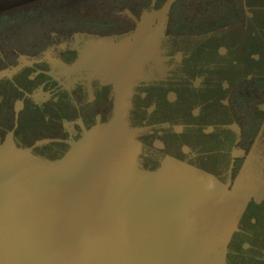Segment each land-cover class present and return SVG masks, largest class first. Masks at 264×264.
<instances>
[{
  "label": "flooded vegetation",
  "instance_id": "flooded-vegetation-1",
  "mask_svg": "<svg viewBox=\"0 0 264 264\" xmlns=\"http://www.w3.org/2000/svg\"><path fill=\"white\" fill-rule=\"evenodd\" d=\"M152 9H157L154 0L142 9L136 19V26L128 31L111 34L73 31L64 37H57L53 33L52 41L36 54L15 49L14 62L0 68V72L5 71L0 75V81L9 80L22 92L14 102L15 116L23 108L27 97L37 105L50 100L68 102V116L60 120L66 133L62 140L69 146L66 153L87 131L95 130L105 123L103 121L109 115H113L115 85L120 80L124 114L130 133L136 140V147L138 145L136 161L140 169L152 173L155 179H164L171 174H163L160 170L170 169L172 165L182 167L184 164L187 166L182 170L185 175L196 174L202 180L206 175H211L223 190L247 192V203L252 200L264 201V59H260L258 51L249 48L245 51L258 63L238 59L234 47L226 42L204 47L197 53L198 49L193 44L196 38H172L165 36L164 29L163 34H160L163 18L152 22L150 34L156 36L155 39L150 38L148 47L116 43L132 36L141 21V15ZM100 39L102 42H97ZM133 48L140 49L142 54L126 62L125 51ZM25 68H29L28 77L34 81L30 89L16 82V76ZM208 72L213 77L210 82ZM258 81H261L262 88L255 93V112L260 120L250 142L243 144L240 141L242 125L237 116L223 122L193 121L205 110L200 100L206 87H214V83L218 82L220 102L228 105L234 98L247 95L239 86L241 82L253 86ZM159 86L166 88L164 97L175 108L158 107L157 97L163 96L157 90ZM186 96L194 100L190 106H177L181 98ZM234 110L237 112L236 105ZM162 112H168L169 115L163 118L160 116ZM220 128L229 131L232 140L230 142L222 138L223 142L216 145L225 158L213 161V171H208L209 159L205 155L211 150L206 149L203 135L216 133L217 138H221ZM8 135L12 136L15 144L13 129L7 130L4 141ZM48 140L36 139L25 147L32 150L34 146ZM216 146L213 151H218ZM142 152L150 168L140 166ZM154 164L158 166L151 168ZM251 185H255L256 189H252ZM227 204L218 205L223 207ZM218 209L220 211L222 208ZM209 221L215 225L216 219L214 223L213 220Z\"/></svg>",
  "mask_w": 264,
  "mask_h": 264
},
{
  "label": "trees",
  "instance_id": "trees-1",
  "mask_svg": "<svg viewBox=\"0 0 264 264\" xmlns=\"http://www.w3.org/2000/svg\"><path fill=\"white\" fill-rule=\"evenodd\" d=\"M152 1L0 0V68L14 62L15 49L36 54L52 41L53 33L57 37H64L73 31L111 34L131 30L136 26V19L142 9ZM164 1L154 0V6L158 8ZM162 18L165 36L196 38L193 44L198 49L197 53L204 47L226 42L234 47L238 59L258 63L248 56L245 51L248 48L258 51L260 59H264V0H174ZM29 71V68H25L16 76L18 85L25 89H30L34 82L28 77ZM207 77L208 82L212 81L211 72H208ZM240 85L247 95L234 98L228 105L220 102L218 82L214 83V87H206L200 100L205 110L193 121L223 122L237 116L242 125L240 141L245 144L254 136L260 120L255 112V93L261 91L262 84L258 81L253 86L245 82ZM165 89L163 86L157 88L163 94L157 97L158 107L175 108L165 99ZM0 94V141L5 140L7 130L13 129L15 145L18 147L29 146L36 139L45 138L49 140L34 146L32 153L51 159L64 155L69 146L62 140L66 133L60 120L68 116V102L50 100L37 105L27 97L23 108L15 116L14 102L22 92L11 81L1 80ZM192 99L191 96L181 98L177 106L183 104V108L189 107L194 101ZM234 105L237 106V112ZM213 110H216L215 114ZM168 115V112L160 114L163 118ZM188 115L191 117L189 112ZM110 116L103 122H107ZM220 134L221 138H217L216 133L202 134L206 149L211 150L205 155L209 159L208 171H213V161L225 158L216 145L223 142L222 138L230 142L232 140L229 131L220 128ZM214 145L218 151H213ZM139 164L143 168H150L143 152ZM157 166L154 164L151 168ZM219 172H222L221 168ZM225 264H264V201H249L240 214L237 228L226 243Z\"/></svg>",
  "mask_w": 264,
  "mask_h": 264
},
{
  "label": "water",
  "instance_id": "water-1",
  "mask_svg": "<svg viewBox=\"0 0 264 264\" xmlns=\"http://www.w3.org/2000/svg\"><path fill=\"white\" fill-rule=\"evenodd\" d=\"M173 1L174 0H165L160 7L150 11V16L158 17L159 15H163ZM147 12L148 11L141 15V21L136 28V32L142 33L145 27ZM163 29L164 27L162 25V31L160 34H163ZM157 40L159 41V39ZM135 43H133L131 47L142 46V43ZM141 54L142 51L140 52V49L138 48L127 50L125 51V61L127 62L128 59H133V56L135 59ZM115 86L116 99L114 112L107 122L111 121L115 116L116 118L115 120L113 119L114 123L111 128H109L108 131H103V133H105V144L97 143V145H100V147H97V151L98 149L101 151V147H103L105 151L103 150L104 155L102 154V161H99V165L102 164V166L93 171L95 173L101 168V175L103 176L102 181L104 182L107 180L109 184L108 186L103 183L102 191L105 192V189L110 191L106 192L103 196L101 204L96 206L90 196H88L89 191L86 189V181L81 177V188L83 189L84 187V191L79 189V191L75 193L74 198L77 202L75 201L74 204H79L76 207L62 208L61 204L55 203V208L58 212L56 215L46 220L34 219L33 217L23 220L19 218V215L17 218L8 219L7 217V219H0V264H154V262H156L155 264H209L207 263V258H205L207 253L204 252L206 253L204 255V253L201 252L202 247L196 251L191 249L193 243L191 242V237L188 239V236L194 232L193 229H191V233L188 234L184 225H182L183 231L174 239V242L172 243L173 247L168 248L170 243L169 240H165L166 243H162L158 246L154 244L153 236L151 234L150 220L147 219L148 223L145 222L144 225L140 223L138 219L139 215L136 219L131 220L133 214L141 213V210H138V207L136 206L138 202L143 204L144 201H147L148 205L146 206L148 207H151L152 205H156L157 207L159 205L161 207L159 211H163L166 210V208L168 209V206L170 208L171 203L177 199L173 197L174 194H170L171 190L168 191L169 187L173 185L171 177L155 179V176L152 173L143 171L138 167L136 161L138 145L136 147V140L131 135L130 127L128 126V122L125 118L120 80ZM105 123L100 124L99 127ZM99 127L97 126L95 130L87 131L77 141L79 142L82 139H86V142L88 143L86 145L87 147L85 146L83 149L79 150V155L88 153L89 150L93 153L92 150H96L95 144L93 148L89 149L90 139L91 133L94 132V134H96L98 131L97 128ZM122 143L123 148L121 149L120 145ZM72 147L59 159L52 160L41 156L38 157L45 159V161H49L45 163V168L55 166L65 170L67 169L68 171H73L75 164L78 160H80V156H75L74 152L76 150L74 151ZM106 147L107 150L105 149ZM113 147L115 148V151L112 152ZM130 149L133 153L132 163L134 165L133 167L135 172H137L136 174L133 172L134 170L131 165L127 168L128 166L126 167L118 159V157L121 156L124 160H127ZM88 158L89 157H85L87 161L85 160L84 167L81 170L82 174H84L83 172L88 169L87 166L90 164ZM63 160L67 161L62 162ZM110 162L113 163L110 164ZM113 168L115 173L113 172ZM126 172L131 173L127 178V174L125 175ZM143 172L146 173L143 175ZM122 174L124 175L122 176ZM115 179L120 181V183L117 182L118 184L116 185L115 182H113ZM123 179L126 183L121 181ZM156 181H160L164 185L168 184L167 189L162 191V188H160V192L169 197V204L168 202L167 205H160L157 202L151 204V199L154 195H151L150 193L153 192L152 187H154L156 183H150H154ZM121 187L133 190L135 193L131 200L133 202H130L129 199V202L126 201L127 199L124 201L123 195L121 198V193L124 192L120 190ZM141 188H146L148 192L143 193L142 191L143 194L140 197L137 193ZM82 193L84 194L83 201ZM157 195H160V193ZM217 201L218 204L228 203L226 198L216 200V202H213L214 205H210L208 214L213 215L217 213L218 215L221 212V210H218L219 205L218 208L215 205L217 204ZM49 204L50 202L45 204L46 209L53 208V205L51 204L48 206ZM162 206H164V208H162ZM34 207L43 209L37 204H35ZM208 223L210 227L215 228V225H211L210 221ZM232 223L230 227L233 228L235 223ZM20 227L25 229L28 227L31 231L21 232ZM120 228L122 229L118 230ZM234 228H236V226ZM38 229L39 231H37ZM124 229L126 232H124ZM126 229H129V234H132L133 231H135V234H138L137 240H114L117 231L127 234ZM183 232L186 233V238L182 237ZM29 233H35L37 238H29ZM147 235L148 237L151 235L150 240L147 238ZM188 242H191L190 248H188ZM209 244L212 246V248L208 249L209 251L216 250L218 244L216 240H213L212 243ZM127 246H130V249L136 252L132 254L131 258L130 255H124L128 250ZM156 246L157 248L155 249ZM225 247L223 248L224 264ZM190 249L191 251H189Z\"/></svg>",
  "mask_w": 264,
  "mask_h": 264
},
{
  "label": "rangeland",
  "instance_id": "rangeland-1",
  "mask_svg": "<svg viewBox=\"0 0 264 264\" xmlns=\"http://www.w3.org/2000/svg\"><path fill=\"white\" fill-rule=\"evenodd\" d=\"M151 28L152 23L147 28L144 43L141 47H148L151 43L150 38L155 39L156 35L150 34ZM97 42L101 43L102 39L98 40ZM135 42L138 43L136 33L116 43H127L132 45ZM179 43L181 44V41H179ZM221 49L223 50V48ZM3 73H5V71L0 72V75ZM103 129L104 127L100 126L97 128L98 131L96 134L92 132L93 134L91 133L90 142L97 143V141L103 137ZM82 142L86 143V139L76 142L72 147L73 150L76 147L82 145ZM97 147H100V145L98 144L95 146L96 150H92L93 153L89 152L90 156L95 154ZM113 151H115L114 147L112 148V152ZM79 152L80 151L74 152L75 156H80V160H78L75 164L73 171H68L67 169L65 170L55 166L45 168V163L49 161H45V159L34 155L27 147L16 146L13 142L12 136L8 135L6 141L0 143V219H7V217L8 219L17 218L19 215V218L23 220H27L30 217H33L34 219L46 220L50 217H53L58 212L55 208V203L61 204L62 208L76 207L79 204H74L75 201L77 202L74 196L75 193L79 191V189H82L81 177L86 181V189L89 191L88 196H90L96 206H99L101 201H103V196L106 194V192L110 191L106 189L105 192L102 191L103 183L108 186L109 184L107 180L104 182L102 181L103 176L101 175V168L95 173L93 172L98 167H101L102 164L99 165L92 162L87 166L88 169L83 172L84 174H82L81 170L85 164V157L89 156L88 153L79 155ZM132 154V150L130 149L127 160H124L121 157V161L124 160V163L128 166V168L129 165L132 167L134 166L132 163ZM112 163L113 162H110V164ZM185 167L187 168V166L184 164L182 167H180V165H172L170 169L160 170L163 174H171L170 177L173 185L170 188L175 194L173 197H175V199H177L179 202L177 200L173 201L170 208L168 206L167 209L165 206L166 210L163 211H159L161 208L159 205L157 207L156 205H152L151 207L146 206L148 205L147 201H144L143 204L140 202L137 204L135 203L138 207V210H141V213L133 214L131 220L136 219L138 215V219L143 225L145 222L150 220V228L152 231L151 234L153 236L154 244L158 246L162 243H166L165 240H169L170 243L168 248L173 247L172 243L174 242V239L183 231L182 225H184L188 234L191 233L190 230L193 229L194 232L188 236V239L191 237V242L193 244L191 247V242H188V248L191 247V249L196 251L202 247L201 252L207 253V255L204 253L205 258H207V263L224 264L223 248L225 247L226 241L230 237L232 229L237 224V219L241 211L247 203L248 196L245 194L247 192L223 190L220 183L211 175H206L204 180H202V178L200 179L198 176H196V174L185 175V172L182 171ZM189 168L194 170L191 167ZM126 174L127 178L131 173L126 172L125 175ZM123 175L124 174H122V176ZM112 177L115 178L114 176ZM121 181L125 182L124 179ZM113 182H115L116 185L120 183V181L117 179L113 180ZM155 183L156 182L150 184ZM167 185L168 184L164 185L162 182L158 181L154 187L151 186L153 192L150 194L154 195L151 199V204L157 202L160 205H167V202L168 204L170 203L169 197L160 192V188H162L163 191L167 189ZM255 187V185H251L252 189H256ZM146 188H141L137 195L141 197L144 192H148ZM82 190L84 191V187ZM120 190L124 191L121 193V198L123 195L124 201L127 199V202H133L131 200L135 193L132 189L121 187ZM158 193H160V195H157ZM82 195L83 201L84 194L82 193ZM223 198L228 200L227 206L221 207V212L218 215L217 213L213 215L208 214L210 205H214L213 202ZM48 202H50L48 206L52 204L53 208H45V204ZM35 204L41 206L43 209L35 208ZM215 205L218 208V201ZM162 208H164V206H162ZM209 219L213 220V223L216 219L215 228L210 227L208 223ZM232 222L235 223L233 228L230 227ZM121 229L122 228L118 230ZM126 230L128 235L117 231L114 240H137L138 234H135V231H133L132 234H129V229ZM20 231L28 232L31 230H29L28 227L27 229L20 227ZM37 231H39V229ZM124 232H126L125 229ZM34 237L37 238L35 233H29V238ZM182 237H187L185 232L182 233ZM147 238H149L148 235ZM211 240H216L218 243L216 250L214 251L208 250L209 248H212V246L209 244L212 243ZM127 249L128 250L124 255H130L131 258L132 254L136 252L131 250L130 246H127ZM191 249L189 251H191ZM155 263L156 262H154V264Z\"/></svg>",
  "mask_w": 264,
  "mask_h": 264
},
{
  "label": "bare ground",
  "instance_id": "bare-ground-1",
  "mask_svg": "<svg viewBox=\"0 0 264 264\" xmlns=\"http://www.w3.org/2000/svg\"><path fill=\"white\" fill-rule=\"evenodd\" d=\"M151 15V13L150 12H147L146 13V22H145V27H144V29H143V31H142V33L140 32H135L136 33V35H137V40H138V44L140 43H142V45H143V43H144V39H145V36H146V31H147V28H148V26L154 21V20H156V19H161L162 18V15H159L158 17H151L150 16ZM115 118H116V116L113 118L114 120H115ZM117 118H118V116H117ZM113 119L111 120V121H109V122H107V123H105L104 125H102L103 127H104V131H108L109 130V128H111V126H112V124L114 123V121H113ZM104 135H105V133H103V137L102 138H100L98 141H97V143H102V144H105V138H104ZM97 143L96 142H90V147H89V149L90 148H93L94 147V144H95V146L97 145ZM88 143L86 142H82V145H80L79 147H76L75 149H74V151L76 150V151H79L80 150V148L81 149H83L86 145H87ZM87 147V146H86ZM120 148L122 149L123 148V143L120 145ZM73 149V148H72ZM106 150H107V147L105 148ZM104 149H103V147H101V151H96L95 152V154H94V156H90V154H89V152H90V150H89V152H88V156H89V162L90 163H92L93 161H94V163L95 164H99V161L101 162L102 160H101V157H102V154L104 155V151H103ZM94 159V160H93ZM118 159L121 161V156H119L118 157ZM67 160H63L62 162H66ZM69 161V160H68ZM92 161V162H91ZM121 163H123L126 167H127V165L124 163V160L123 161H121ZM57 164H58V162H57ZM105 165V164H104ZM129 167H130V165H129ZM128 168V167H127ZM133 168V172L136 174L137 172H135V169H134V167H132ZM136 171H138V170H136ZM144 173H146V172H143L142 174H144ZM171 190V188L169 187V189H168V191H170ZM170 194H174L173 192H172V190L170 191ZM175 195V194H174ZM151 238V235L149 236V238L148 239H150Z\"/></svg>",
  "mask_w": 264,
  "mask_h": 264
}]
</instances>
